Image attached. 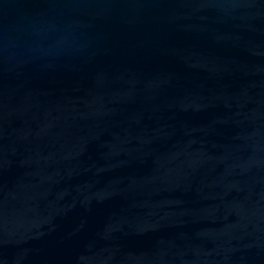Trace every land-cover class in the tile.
Masks as SVG:
<instances>
[{
	"label": "water",
	"instance_id": "obj_1",
	"mask_svg": "<svg viewBox=\"0 0 264 264\" xmlns=\"http://www.w3.org/2000/svg\"><path fill=\"white\" fill-rule=\"evenodd\" d=\"M0 264H264V0H0Z\"/></svg>",
	"mask_w": 264,
	"mask_h": 264
}]
</instances>
